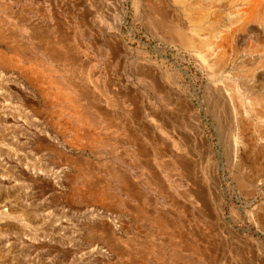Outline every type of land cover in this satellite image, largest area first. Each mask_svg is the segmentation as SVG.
I'll use <instances>...</instances> for the list:
<instances>
[{"label":"rangeland","instance_id":"rangeland-1","mask_svg":"<svg viewBox=\"0 0 264 264\" xmlns=\"http://www.w3.org/2000/svg\"><path fill=\"white\" fill-rule=\"evenodd\" d=\"M188 1L0 0V264H264V0Z\"/></svg>","mask_w":264,"mask_h":264},{"label":"bare ground","instance_id":"bare-ground-1","mask_svg":"<svg viewBox=\"0 0 264 264\" xmlns=\"http://www.w3.org/2000/svg\"><path fill=\"white\" fill-rule=\"evenodd\" d=\"M121 1V0H120ZM165 1V0H164ZM198 1V0H197ZM251 1H253V0H251ZM174 2L176 3V4H178V5H180L182 8H183V11H185V13H187V15L190 13V10H191V8H192V6L191 5H193L194 4V2H193V4L192 3H190L188 0H174ZM250 2V1H249ZM161 3H162V1H161ZM171 3H173V2H171ZM200 3V2H199ZM199 3H195L194 4V6H193V8H195V7H197V5L199 4ZM65 4H67V3H65ZM154 4V3H153ZM163 4V3H162ZM64 5V4H63ZM259 5V4H258ZM186 6V7H185ZM230 6V5H229ZM150 7V6H149ZM251 7V6H250ZM255 7V6H254ZM98 8V7H97ZM151 8H153V7H151ZM155 8V7H154ZM204 8V7H203ZM164 8H160V10H159V15L162 17L161 19H162V21H163V23H164V21H165V19H166V17H169V16H167L166 14H163V13H165L166 11H164L163 10ZM206 9V8H205ZM208 9V8H207ZM249 9H251V8H249ZM156 11V10H155ZM202 11V10H201ZM157 12V11H156ZM192 12V11H191ZM167 13V12H166ZM252 13V12H251ZM168 14H169V12H168ZM200 14V13H199ZM207 14V13H206ZM206 14L202 11V16L200 17H197L198 19H195V20H197V21H200V19L199 18H201V20H204L205 18H207L206 17ZM181 15V14H180ZM194 16V15H193ZM52 17V16H51ZM80 17V16H79ZM85 17V16H84ZM196 17V16H195ZM193 18V17H192ZM191 18V19H192ZM209 18V17H208ZM170 19H171V17H170ZM221 19V18H220ZM196 21V23H198ZM167 21H165V23H166ZM214 22V21H213ZM32 23V22H31ZM164 23V24H165ZM168 23V22H167ZM218 23V22H217ZM216 23V24H217ZM230 23V22H229ZM228 24V23H227ZM261 24V23H260ZM225 25V24H224ZM229 25V24H228ZM228 25H225V26H218V29H216V31H214V32H212V34L213 35H215V36H217V38L219 37V39L220 40H222V39H224V37H226V34H229V33H227V28L229 27ZM259 25V24H258ZM33 27V26H32ZM236 28V27H235ZM262 28V27H261ZM70 29V28H69ZM201 29V28H200ZM212 29V28H211ZM93 30V29H92ZM229 30V29H228ZM58 31V30H57ZM175 32H177L178 33V35H179V38H180V42H182V43H185V44H187V47H193V48H191L192 50H194L196 53H199L200 52V49H202V48H204V46L203 45H201L200 43V45L201 46H197L196 44L195 45H192V43H191V40L190 39H188V37H186L183 33H180L179 31H175ZM199 36V35H198ZM114 38V37H113ZM215 38V37H214ZM17 39V38H16ZM194 39V38H193ZM204 39V38H203ZM260 39V38H259ZM197 41V40H196ZM200 41H201V39H200ZM181 43V44H182ZM182 45H184V44H182ZM215 45V44H214ZM238 45V44H237ZM186 47V48H187ZM109 49H110V47H109ZM120 49V48H119ZM4 51V50H3ZM78 51V50H77ZM193 51V52H194ZM212 51V50H211ZM73 52V51H72ZM204 52V51H203ZM224 53V52H223ZM72 54V53H71ZM118 54V53H117ZM214 54V53H213ZM2 55V54H1ZM217 55H218V53H217ZM221 55V54H220ZM3 56H5V55H3ZM202 56V55H201ZM206 57V56H205ZM216 57V56H215ZM204 58V57H203ZM223 58L224 57H222V56H219V59L217 60L219 63H223ZM209 59V58H208ZM61 60V59H60ZM122 61V60H121ZM207 61V60H206ZM224 61H226V60H224ZM108 62V61H107ZM90 63V62H89ZM225 64V63H224ZM229 67V66H228ZM213 68V67H212ZM61 69V68H60ZM159 69V68H158ZM259 70V69H258ZM260 71V70H259ZM140 72V71H139ZM222 72V71H221ZM138 73V72H137ZM141 73V72H140ZM261 74V73H260ZM262 78V77H261ZM124 81V80H123ZM259 81V80H258ZM263 82V81H262ZM100 85V84H99ZM100 87V86H99ZM39 88V87H38ZM158 89V88H157ZM100 92V91H99ZM117 93V92H116ZM166 96V95H165ZM260 96V95H259ZM262 96V95H261ZM169 97V96H168ZM172 99V98H171ZM264 100V99H263ZM89 101V100H88ZM119 102V101H118ZM45 105V104H44ZM120 105V104H119ZM185 110V109H184ZM185 114V113H184ZM135 115V114H134ZM120 117V116H119ZM139 122V121H138ZM109 124V123H108ZM175 124V123H174ZM166 127V126H165ZM126 128V127H125ZM127 131V130H126ZM178 131V130H177ZM137 134V133H136ZM186 134V133H185ZM136 142V141H135ZM137 143V142H136ZM154 143V142H153ZM137 158V157H136ZM183 158V157H182ZM258 161V160H257ZM253 163V162H252ZM258 163V162H257ZM256 163V164H257ZM250 164H251V162H250ZM252 165H254V164H252ZM261 165V164H260ZM258 167H260V166H258ZM90 168V167H89ZM262 168V167H261ZM263 173V172H262ZM150 174V173H149ZM146 178V177H145ZM150 179V178H149ZM249 179V178H248ZM250 181V180H249ZM258 181H259V179H258ZM251 182V181H250ZM261 182V181H260ZM99 183V182H98ZM246 185V184H245ZM121 189V188H120ZM162 190V189H161ZM124 191V190H123ZM201 192V191H200ZM128 208V207H127ZM126 208V209H127ZM129 209V208H128ZM254 211V210H253ZM185 213V212H184ZM261 215V214H260ZM163 217V216H162ZM208 217V216H207ZM264 223V222H263ZM170 225V224H169ZM264 225V224H263ZM171 230V229H170ZM192 237V236H191ZM202 240V239H201ZM220 245V244H219ZM211 246V245H210ZM241 246V245H240ZM248 249V248H247ZM251 249V248H250ZM199 256V255H198Z\"/></svg>","mask_w":264,"mask_h":264},{"label":"crops","instance_id":"crops-1","mask_svg":"<svg viewBox=\"0 0 264 264\" xmlns=\"http://www.w3.org/2000/svg\"><path fill=\"white\" fill-rule=\"evenodd\" d=\"M0 37L3 38L4 35L0 33ZM17 49H18V48H14V49H13V53L16 52ZM59 98L62 99V100H64V99H68V98L65 97L64 95H59ZM71 101H72V100H71ZM72 102H74V101H72ZM73 105H75V104H73ZM75 106H76V105H75ZM155 221L157 222L156 224L160 226L161 221H160L159 219H155Z\"/></svg>","mask_w":264,"mask_h":264}]
</instances>
